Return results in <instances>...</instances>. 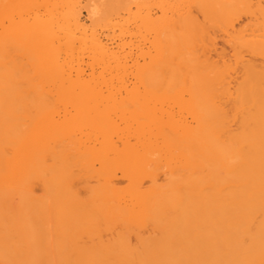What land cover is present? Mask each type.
<instances>
[{
  "label": "bare ground",
  "instance_id": "bare-ground-1",
  "mask_svg": "<svg viewBox=\"0 0 264 264\" xmlns=\"http://www.w3.org/2000/svg\"><path fill=\"white\" fill-rule=\"evenodd\" d=\"M0 264H264V0H0Z\"/></svg>",
  "mask_w": 264,
  "mask_h": 264
},
{
  "label": "rangeland",
  "instance_id": "rangeland-1",
  "mask_svg": "<svg viewBox=\"0 0 264 264\" xmlns=\"http://www.w3.org/2000/svg\"><path fill=\"white\" fill-rule=\"evenodd\" d=\"M84 16L86 17V12H84Z\"/></svg>",
  "mask_w": 264,
  "mask_h": 264
}]
</instances>
